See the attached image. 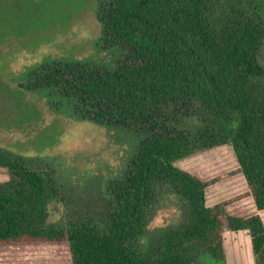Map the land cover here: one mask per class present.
Instances as JSON below:
<instances>
[{
	"label": "trees",
	"instance_id": "1",
	"mask_svg": "<svg viewBox=\"0 0 264 264\" xmlns=\"http://www.w3.org/2000/svg\"><path fill=\"white\" fill-rule=\"evenodd\" d=\"M95 10L102 48L125 50V61L111 71L45 52L23 64L19 97L38 95L53 112L147 136L92 216L60 221L51 214L54 172L0 148V248H62L70 264H226L224 233L247 231L255 264H264L261 218L230 214L233 200L208 206V184L175 166L230 148L264 212V0H96ZM163 188L185 214L147 247Z\"/></svg>",
	"mask_w": 264,
	"mask_h": 264
},
{
	"label": "rangeland",
	"instance_id": "2",
	"mask_svg": "<svg viewBox=\"0 0 264 264\" xmlns=\"http://www.w3.org/2000/svg\"><path fill=\"white\" fill-rule=\"evenodd\" d=\"M95 9L96 0H0V148L24 156L34 168L54 172L59 189V202L51 208L54 221L92 216L101 191L109 181L123 178L147 136L139 129L97 127L78 120L69 110L53 112L38 95L27 96L29 103L19 97L23 64L40 59L45 52L97 63L111 71L125 61V50L102 48ZM175 166L208 184V206L233 200L230 214L257 215L264 223V212L255 209L230 148L201 151ZM158 194L144 239L147 247L162 228L178 224L185 214V204L169 189H159ZM0 254V264L71 263L62 248L4 247Z\"/></svg>",
	"mask_w": 264,
	"mask_h": 264
},
{
	"label": "crops",
	"instance_id": "3",
	"mask_svg": "<svg viewBox=\"0 0 264 264\" xmlns=\"http://www.w3.org/2000/svg\"><path fill=\"white\" fill-rule=\"evenodd\" d=\"M223 237L226 264H255L247 231L225 232Z\"/></svg>",
	"mask_w": 264,
	"mask_h": 264
},
{
	"label": "flooded vegetation",
	"instance_id": "4",
	"mask_svg": "<svg viewBox=\"0 0 264 264\" xmlns=\"http://www.w3.org/2000/svg\"><path fill=\"white\" fill-rule=\"evenodd\" d=\"M110 129V128H109ZM112 129V128H111ZM125 131H128V130H125Z\"/></svg>",
	"mask_w": 264,
	"mask_h": 264
}]
</instances>
